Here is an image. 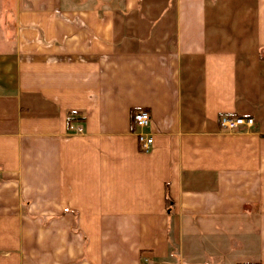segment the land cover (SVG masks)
<instances>
[{
    "label": "crops",
    "instance_id": "crops-1",
    "mask_svg": "<svg viewBox=\"0 0 264 264\" xmlns=\"http://www.w3.org/2000/svg\"><path fill=\"white\" fill-rule=\"evenodd\" d=\"M0 264H264V0H0Z\"/></svg>",
    "mask_w": 264,
    "mask_h": 264
},
{
    "label": "built area",
    "instance_id": "built-area-1",
    "mask_svg": "<svg viewBox=\"0 0 264 264\" xmlns=\"http://www.w3.org/2000/svg\"><path fill=\"white\" fill-rule=\"evenodd\" d=\"M133 123L137 128V141L141 152L148 153L153 145V139L149 133L146 132L149 127L150 118L149 114L145 111H138L133 114ZM221 129L228 133L237 131H248L254 127V119L251 117H231L221 116L218 120ZM73 129H70V132ZM82 129H77L76 134H81Z\"/></svg>",
    "mask_w": 264,
    "mask_h": 264
},
{
    "label": "trees",
    "instance_id": "trees-1",
    "mask_svg": "<svg viewBox=\"0 0 264 264\" xmlns=\"http://www.w3.org/2000/svg\"><path fill=\"white\" fill-rule=\"evenodd\" d=\"M69 121V120H68Z\"/></svg>",
    "mask_w": 264,
    "mask_h": 264
}]
</instances>
